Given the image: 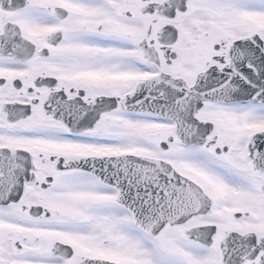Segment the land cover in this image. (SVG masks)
Returning <instances> with one entry per match:
<instances>
[{
  "label": "snow or ice",
  "instance_id": "6c2138e0",
  "mask_svg": "<svg viewBox=\"0 0 264 264\" xmlns=\"http://www.w3.org/2000/svg\"><path fill=\"white\" fill-rule=\"evenodd\" d=\"M0 264H264V0H0Z\"/></svg>",
  "mask_w": 264,
  "mask_h": 264
}]
</instances>
